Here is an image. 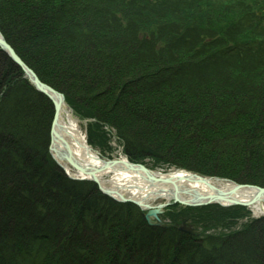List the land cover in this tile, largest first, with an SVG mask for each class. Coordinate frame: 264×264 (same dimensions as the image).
Returning <instances> with one entry per match:
<instances>
[{
    "label": "trees",
    "instance_id": "trees-1",
    "mask_svg": "<svg viewBox=\"0 0 264 264\" xmlns=\"http://www.w3.org/2000/svg\"><path fill=\"white\" fill-rule=\"evenodd\" d=\"M236 4L0 0V32L88 121L92 147L114 130L133 163L264 188V0ZM53 117L0 50V264H264V217L197 240L178 229L184 211L231 227L240 218L226 213L243 208H186L152 228L137 206L67 178L49 155Z\"/></svg>",
    "mask_w": 264,
    "mask_h": 264
},
{
    "label": "bare ground",
    "instance_id": "bare-ground-1",
    "mask_svg": "<svg viewBox=\"0 0 264 264\" xmlns=\"http://www.w3.org/2000/svg\"><path fill=\"white\" fill-rule=\"evenodd\" d=\"M59 116V127L55 131L51 143L52 153L58 158L61 157L58 162L64 164L69 174L73 177L97 180L104 187L123 198L146 199L144 203L147 205L151 204L154 209L161 207V197L165 201L167 198L172 199L174 197L175 187L163 184L160 181L161 178H172L186 195L183 197L185 201H195L197 203L219 196V193L208 185L188 180V175L185 172H172V174L167 176L160 172H153V176L157 178V180H153L140 168L133 170V168L126 166L122 162L116 165H109L103 160L100 153L93 150L87 143V137L80 126V119L73 115L67 104L62 105L61 110H59ZM69 155L74 157L77 163L87 169V171H74L71 169L69 163L66 162ZM211 184L224 192L231 190L233 187L232 184L217 180H212ZM255 195V191L243 188L233 195L232 198L233 200L247 203ZM221 203L228 204L225 202ZM250 208L253 209L257 217L263 216L264 199Z\"/></svg>",
    "mask_w": 264,
    "mask_h": 264
},
{
    "label": "water",
    "instance_id": "water-1",
    "mask_svg": "<svg viewBox=\"0 0 264 264\" xmlns=\"http://www.w3.org/2000/svg\"><path fill=\"white\" fill-rule=\"evenodd\" d=\"M0 48L11 58V60L19 68H21L24 71L25 78L28 79L39 92H41L42 94L47 96L53 102L54 107H55V116H54V120H53V124H52V130H51V139H52L55 131L59 127V125H58L59 120H60L59 110H61V107L63 104H66L65 97L62 94H60L59 92H57L56 90H54L53 88H51L50 86L41 82V80L36 75V73L33 70H31L23 62V60L17 55L15 50L6 42V40L3 38L1 33H0ZM51 143H52V141H51ZM50 152L57 161L61 160V157L58 158L57 156H55L52 153V146L50 147ZM67 157L68 158L66 159V162L69 163V165L72 168H74L77 171H87V169L81 167L77 163V161L74 159V157H72L71 155H69ZM121 162L124 163L126 166L133 168V170L140 168L145 172V174L148 175L149 178H151L153 180H157V178L155 176H153V173L151 171H149L148 169H146L145 167L140 166V165L130 164V163H128L126 161H122V160L108 162V164L109 165H116V164L121 163ZM187 179L194 181V182H198L200 184L208 185L209 187H211L212 189L217 191L219 193V196L211 197V198H208L202 202H197V203L195 201H185V200H183V197L186 195H184V192L181 191L179 185L175 181H173L172 178H165L163 180L160 179V181L163 182V184H165V185H172L175 187V191L173 193L174 197L172 199L167 198L165 204H162L160 208L154 209V208H152L151 204L147 205L144 203L146 199L134 200L131 198L120 197V196L116 195L114 192H112L111 190L105 188L101 184V182H98L97 180H93V181L99 185L102 192H104L105 194H107L113 198L116 197V200L121 201V202H130V203H133V204L139 206L144 211L147 210L148 213L146 215V219L150 225H155V223L152 221V219L153 218L158 219V215L163 213V209L165 207L173 204V203H179L180 205H184L187 207H202V206H207V205H211L214 203L225 205V206H250V205H253V204L259 202L260 200L264 199V188H260V187H256V186H247V185H234L231 190L224 192L221 190H217L214 186H212L210 184V180H212V179H206V178H203V177L196 175V174L190 175L189 177H187ZM243 188H249V189L255 191L256 195L254 196V198L247 203H243V202L233 200V198H232L233 195L238 193V191H240ZM221 202H225L228 204H224Z\"/></svg>",
    "mask_w": 264,
    "mask_h": 264
},
{
    "label": "rangeland",
    "instance_id": "rangeland-1",
    "mask_svg": "<svg viewBox=\"0 0 264 264\" xmlns=\"http://www.w3.org/2000/svg\"><path fill=\"white\" fill-rule=\"evenodd\" d=\"M234 2H236V6L235 9L240 12L241 10H243V4L239 5L238 3L242 2V0H234ZM246 7L249 6V4H245ZM256 13V10H254ZM235 25V24H234ZM80 126L82 131L86 134V125L84 124V122H80ZM95 150L97 152H99L101 154V156L104 159H113V160H118L120 158H125L124 155L122 154V150L119 148L118 144L115 142L114 139H109L107 142V146L104 149H100L95 147ZM52 160V158H51ZM53 161V160H52ZM147 168H149L152 171H157V172H162V173H170L173 171H176V169L174 168H170V167H163L161 165V167H159L158 165H155L154 163H152L150 160L146 159L144 160V163ZM60 170V169H59ZM61 172H63L65 174V176L67 178H71L70 174H66L63 170H61ZM234 183V182H233ZM162 199H161V203H162ZM209 206H213V205H208V206H202V207H198V208H204V207H209ZM240 208H243V210L240 209H236V208H232L231 209V214L230 213H226L227 217H231L232 215L240 218L237 221H233L234 225H232L231 227H227L226 225H221V224H216L215 222H213V226L209 228V226L207 227L205 225V222L203 221V217L196 215L197 211H184L185 215L182 216V218L179 221L182 220H189L187 222H185L186 224H181L180 226L185 227L183 230V233H186L187 231L192 232V230H194L192 232V234L194 236L197 237V240H202L204 241V238H208L212 237V238H222L224 236H228V235H232L235 233H238L240 231L243 230V228L249 226L250 224L253 223V221H256V219H260L262 217H257L254 212L253 209L246 207V206H237ZM186 206L180 205L179 203H175V204H171L167 207H165L163 209V213L160 215V217L158 219H153V222L155 223V225L152 228H161V227H165L167 226V224H169V222L172 223L171 220H169V218H167V215L169 212H181L183 209H186ZM224 208V207H222ZM192 209H197L196 207H192ZM45 212V211H44ZM212 218L214 219H219L221 216L215 213H211ZM190 216H193L196 221H192L191 219H189ZM223 235V236H222ZM215 236H219V237H215ZM212 241V240H211ZM207 242V241H206ZM208 244V242H207Z\"/></svg>",
    "mask_w": 264,
    "mask_h": 264
}]
</instances>
